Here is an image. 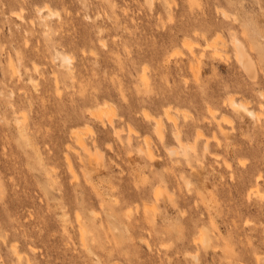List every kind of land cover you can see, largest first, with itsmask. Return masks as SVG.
<instances>
[{"label":"rangeland","instance_id":"obj_1","mask_svg":"<svg viewBox=\"0 0 264 264\" xmlns=\"http://www.w3.org/2000/svg\"><path fill=\"white\" fill-rule=\"evenodd\" d=\"M0 264H264V0H0Z\"/></svg>","mask_w":264,"mask_h":264},{"label":"bare ground","instance_id":"obj_2","mask_svg":"<svg viewBox=\"0 0 264 264\" xmlns=\"http://www.w3.org/2000/svg\"><path fill=\"white\" fill-rule=\"evenodd\" d=\"M44 11H48V14L47 15H44L43 13H44ZM38 12H39V15H40V17H51V16H56L57 15V13L56 12H54V11H52V10H50L47 6H44V7H42V8H39L38 9ZM221 12H224V11H221ZM225 15V14H224ZM17 17V16H16ZM225 18H227L226 17V15H225ZM236 38V37H235ZM234 39V38H233ZM236 40H238V39H236ZM232 42H233V40H232ZM188 44V43H187ZM189 45V44H188ZM243 46H241V44H238L237 43V41L235 42V48H234V46H233V48H234V51H235V57H236V60L235 61H237L238 62V64H240L243 68H244V70L246 71V74L250 77V78H252V79H254L253 77H254V70H253V68H252V65H251V62H250V60L247 58V56H246V53H245V50H243V48H242ZM190 49V48H189ZM213 49V48H212ZM215 50V49H214ZM212 51V53L213 52H215V51ZM217 50V49H216ZM218 51V50H217ZM247 51V50H246ZM192 52V51H191ZM217 52H215V53H213V54H216ZM248 55V54H247ZM214 56V55H213ZM218 57V56H217ZM225 57V56H224ZM220 58V57H219ZM222 59V58H221ZM69 60H70V57L69 56H67V55H64L63 56V61L64 62H66L67 64H68V62H69ZM70 63V62H69ZM196 64H199L198 62L196 63ZM190 65V64H189ZM192 65V64H191ZM193 66H195V64L193 65ZM191 67V66H190ZM200 66L198 65V68H199ZM188 68H189V66H188ZM192 68V67H191ZM15 68H13V70H14ZM17 69V68H16ZM146 69V68H145ZM197 69V68H196ZM195 69V71L194 72H196L197 70ZM244 71V72H245ZM12 72V71H11ZM14 72H16V71H14ZM14 72H12V73H14ZM194 72H193V74L192 75H194ZM198 72V71H197ZM197 72L195 73V74H197ZM145 74V73H144ZM14 76V75H13ZM142 76H145V75H142ZM146 77V76H145ZM195 77V79H197L196 78V75L194 76ZM199 77V76H198ZM256 77V76H255ZM144 78V77H143ZM248 78V77H247ZM202 80V79H201ZM249 80V79H248ZM251 80V79H250ZM199 81V80H198ZM201 82V81H200ZM251 82V81H250ZM253 83V84H252ZM251 84L252 85H254L255 83L252 81L251 82ZM199 85H200V83H199ZM10 92H11V94H12V92L13 91H11L10 90ZM13 94H14V92H13ZM230 97H232V96H229V98ZM234 97V96H233ZM229 98H228V100H229ZM236 99V98H235ZM227 102H228V100L227 99H225ZM225 101V102H226ZM238 101V100H237ZM224 102V101H223ZM248 102H243L242 100L241 101H238V102H236L234 99H232V98H230V100H229V104L232 106V108L233 109H231L230 107V109L233 111H236V113H240V114H242V113H245V114H247V115H249V117L251 116V117H256V112H255V110H252L249 106H247L248 104H247ZM228 104V103H227ZM226 104V105H227ZM167 106V107H166ZM165 107H166V109H169L170 110V106L169 105H166ZM169 106V107H168ZM104 107H107L108 109H109V107L108 106H104ZM164 107V108H165ZM173 107V106H172ZM107 108H106V110H107ZM163 108V109H164ZM112 109V108H111ZM162 109V110H163ZM171 110H174V109H171ZM176 111V110H175ZM178 111V110H177ZM170 112H173V111H170ZM180 112V111H179ZM217 112V111H216ZM103 113V112H102ZM110 113V110L108 111L107 110V114H109ZM165 113H166V115H167V117H165V118H168V120L170 119V121H171V119L172 118H169V117H171L172 116V114L170 113V114H168V111H165ZM165 113H163V115L165 114ZM176 112H174V114H175ZM215 113V112H214ZM142 114V113H141ZM147 114V113H146ZM96 115V114H95ZM102 115V114H101ZM111 115V114H110ZM168 115H171V116H169L168 117ZM177 115H178V113H177ZM176 115V116H177ZM97 116V115H96ZM241 116V115H240ZM242 116H245V117H247L246 115H244V114H242ZM144 117V116H143ZM150 117V116H149ZM164 117V116H163ZM173 117V116H172ZM178 117V116H177ZM103 118H104V116H103ZM110 118V117H109ZM108 118V119H109ZM176 118V117H175ZM95 119H96V117H95ZM97 119H100V116L97 118ZM111 119H113V117L111 118ZM148 119V118H147ZM106 120V119H105ZM154 120V119H153ZM159 120V119H158ZM157 120V121H158ZM162 120V119H161ZM172 120H176V119H172ZM257 120V119H256ZM98 121V120H97ZM99 121H101V120H99ZM166 121H167V119H166ZM15 122H17L18 123V121L17 120H15ZM103 122V121H102ZM172 122H174V121H172ZM108 123V122H107ZM170 123V122H169ZM177 123H179V121H177ZM111 124H112V122H111ZM111 124H110V126H111ZM162 124L163 123H161L160 122V120L156 123V131L155 132H157L158 133V135H159V137H160V139L161 140H163V132H164V130H162V128L164 129V127H162ZM108 125H109V123H108ZM19 126H21V127H23V130H20V129H22V128H20L19 130H18V132L19 131H21V132H19V134H22L23 135V131L25 130L24 129V127H26V126H22L21 124L19 125ZM18 126V127H19ZM113 126V125H112ZM164 126V125H163ZM171 126V125H170ZM172 126H173V128H171L172 130L170 131L171 132V135H172V140L176 143V145H178L180 148H181V151H178V148H177V146L175 145V147H173V148H167L168 150L167 151H169V154L170 155H174V156H172L171 158H173V157H175V158H173V161H178V155H180V157H181V155H182V157L184 156V158L185 157H187V155H188V152H187V150H186V148H184V147H186L187 146V144L186 143H184L183 142V139L181 138V130H180V127H179V125L178 124H176L175 122L172 124ZM112 128V127H111ZM108 129V128H107ZM115 129H117L115 126H114V130ZM113 130V129H112ZM170 130V129H169ZM117 131V130H116ZM115 131V133H117ZM119 131V130H118ZM137 132V131H136ZM200 133V135L202 134L200 131H197V133ZM26 133L27 132H25V136H26ZM114 133V132H113ZM120 133V132H119ZM132 133V132H131ZM75 134H76V141L79 143V144H81L82 146L81 147H83L84 149L86 148V143L87 142H85L86 140L81 136V134L80 133H77V132H75ZM127 134H130V133H127ZM22 135H21V137H22ZM28 135V134H27ZM119 135L120 134H118V137H119ZM199 135V136H200ZM114 136V135H113ZM197 135H195V137H196ZM198 136V138H200ZM28 137H29V135H28ZM23 138V139H27L29 142H32L31 140H30V138ZM194 137V139H196ZM146 138V137H145ZM157 139V138H156ZM198 140V139H197ZM197 140H195L196 142H197ZM28 141H27V143H28ZM160 141V140H159ZM164 141V143H165V139L163 140ZM126 143H127V145L128 144H130V142H131V140H130V136H128L127 137V141H125ZM93 143V142H92ZM150 143V142H149ZM161 143V142H160ZM194 143V142H193ZM205 143H206V140H205ZM204 143V144H205ZM30 144H32V143H30ZM76 144V143H75ZM78 144V145H79ZM94 144V143H93ZM96 144V143H95ZM144 144V143H143ZM194 144H196V143H194ZM207 144V143H206ZM205 144V146L207 147V145ZM161 145V144H160ZM149 146V145H148ZM192 146V145H191ZM191 146H189L188 145V147L191 149ZM204 146V147H205ZM79 147H80V145H79ZM150 147V146H149ZM149 147H147V148H149ZM203 147V148H204ZM83 148H80V149H83ZM87 148H90L89 146L87 147ZM93 148H95V147H93ZM92 148V149H93ZM98 148V147H97ZM163 148V147H162ZM146 149V148H145ZM177 149V150H176ZM194 149V147L192 148V150ZM206 149V148H205ZM97 150V149H96ZM141 150H144V149H142L141 147L139 148V151H141ZM207 150V149H206ZM83 152H85V154H87V155H91V153L93 154L94 153V151L93 150H91V152L88 150V149H85ZM127 152V151H126ZM144 152V151H143ZM131 153V152H130ZM168 153V152H167ZM153 152L151 153L149 150H147L146 149V156H147V158H148V160H153ZM168 154V155H169ZM169 155V156H170ZM92 156V155H91ZM134 156V155H133ZM145 156V155H144ZM146 156H145V158H146ZM156 155H154V157H155ZM80 157V156H79ZM89 157V156H88ZM137 157V156H136ZM92 158V157H91ZM94 158V157H93ZM170 157H169V159H171ZM183 158V159H184ZM134 159V158H133ZM133 159H132V161H133ZM159 159H161V158H159ZM175 159V160H174ZM95 160V159H94ZM127 160V159H126ZM187 160H189V159H187ZM186 159H184V162L185 161H187ZM97 161H99V160H97ZM171 161H172V159H171ZM180 161V160H179ZM87 162H89V161H87ZM148 162V161H147ZM181 162V161H180ZM179 162V163H180ZM174 163V162H173ZM178 163V162H177ZM186 163H188L189 164V162H186ZM69 167L71 168L72 166L70 165V162H69ZM72 169V168H71ZM179 170H180V167L178 168ZM182 169V168H181ZM181 171V170H180ZM179 172V171H178ZM181 172H183V171H181ZM192 172V171H191ZM86 174V173H85ZM183 174V173H182ZM73 175L75 176L76 174H74V172H73ZM72 175V176H73ZM171 175V174H170ZM178 175V174H177ZM183 175H181V177H182ZM178 177V176H177ZM183 177H185V175L183 176ZM74 178V177H73ZM166 178V177H165ZM182 179V178H181ZM185 180H186V178H185ZM184 180V181H185ZM177 181V180H176ZM186 181H189V180H186ZM186 181H185V183H186ZM190 182V181H189ZM180 183V182H179ZM178 183V184H179ZM187 185V184H186ZM162 187V186H161ZM144 188H146V187H144ZM156 188V187H155ZM186 188V187H185ZM139 189V188H138ZM154 190V189H153ZM155 192H153L154 194H153V198H155V197H157L156 199L158 200V196H159V194H160V190H154ZM190 191V190H189ZM148 192V191H147ZM146 192V193H147ZM162 192V191H161ZM149 193V192H148ZM155 195V196H154ZM169 195V194H168ZM103 200V199H102ZM113 200V202L115 201L114 200V198L112 199ZM116 201H117V199H116ZM115 201V202H116ZM118 202V201H117ZM116 202V203H117ZM153 202H154V200H153ZM152 202V204H155V203H153ZM155 202H156V200H155ZM136 204H134V206H135ZM156 205V204H155ZM131 206V205H130ZM153 207V206H152ZM128 208H130V207H128ZM143 208V207H142ZM154 208V207H153ZM152 208V209H153ZM138 208H136V210H137ZM144 210V209H143ZM149 210V209H148ZM156 211V210H155ZM130 212V210H128V213ZM149 212V211H148ZM75 220H77V224H78V227H79V237H80V239H81V241H85V234H86V227H84V225H83V223H82V219L80 218V216H79V214H77L76 213V216H75ZM205 232V231H204ZM203 232V233H204ZM203 233H202V231H201V233H199V236H198V238L195 240V241H198V242H200V244L201 245H203V244H205L206 243V241H207V243L206 244H208V241L210 240H206V235L207 234H205V236L203 235ZM207 237H208V235H207ZM82 244H84V243H82ZM205 244V245H206ZM15 245V244H14ZM85 245H86V243H85ZM87 246V245H86ZM204 246V245H203ZM208 246V245H207ZM13 247V246H12ZM11 247V248H12ZM84 247V246H83ZM89 247V246H88ZM88 247H86V249L88 248ZM91 247V246H90ZM90 247H89V249H90ZM206 248V247H205ZM91 249H92V247H91ZM90 249V250H91ZM12 250L14 251L13 253H15L16 254V256H17V259H21V256H20V254H21V252L19 253V252H17L16 250H17V248L15 249L14 247L12 248ZM90 250H88L90 253H91V251ZM93 253V252H92ZM193 256V255H192ZM197 256V255H196ZM195 256V257H196ZM97 261H98V259H97Z\"/></svg>","mask_w":264,"mask_h":264}]
</instances>
